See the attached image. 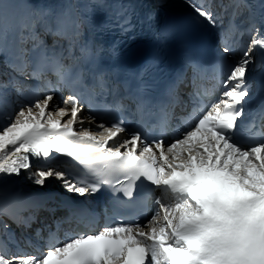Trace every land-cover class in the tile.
Listing matches in <instances>:
<instances>
[{
  "label": "snow or ice",
  "instance_id": "snow-or-ice-1",
  "mask_svg": "<svg viewBox=\"0 0 264 264\" xmlns=\"http://www.w3.org/2000/svg\"><path fill=\"white\" fill-rule=\"evenodd\" d=\"M187 2L197 18L217 26L219 17L211 3ZM221 7L232 9L233 20L248 13L244 47L239 58L225 62L211 94L202 91L194 77L188 100L191 110L178 118L169 136L175 87L168 91V102L159 106L154 126L158 135L145 133L139 122L135 129L129 128L114 115L108 116L110 122L97 123V117L105 120V115L95 110L91 100L118 95V85L103 73L86 81L82 71L74 72L78 58L71 54V42L67 49L61 44L69 39V22L37 11L14 28L7 6L0 3V56L4 58L0 63L12 72L7 81L0 80V178L26 171L27 178L40 187L55 178L65 191L80 197L107 186L113 195L122 193L129 199L141 182L149 186L153 205L144 225L105 224L95 234L63 242L50 231L47 251L39 247L25 251L0 220V264H264V140L249 145L236 140L250 97L248 72L255 63V50L264 51V18L257 26L247 0H231ZM234 28L230 21L228 30ZM49 35L51 43L45 39ZM222 51L231 52L226 40ZM148 70L146 66L140 75ZM49 73L55 83L47 79ZM17 75L41 83L26 92ZM62 87L71 88L72 94L62 99L63 106L51 107ZM20 97L26 102L19 104ZM129 99L135 104L132 115L142 121L143 100ZM84 103L89 104L86 116ZM105 108L106 114L127 110L119 99ZM257 120L264 136V109L244 130L254 133ZM53 153L72 158L88 175L72 176L58 160L49 164ZM33 157L48 166L33 168ZM2 216L24 227H30L33 219L19 217L6 204H0ZM36 235L39 239L41 232ZM10 243L16 250L8 255ZM25 244L34 247L31 240Z\"/></svg>",
  "mask_w": 264,
  "mask_h": 264
},
{
  "label": "bare ground",
  "instance_id": "bare-ground-1",
  "mask_svg": "<svg viewBox=\"0 0 264 264\" xmlns=\"http://www.w3.org/2000/svg\"><path fill=\"white\" fill-rule=\"evenodd\" d=\"M58 0H0V3L5 4L7 6L8 12V20L10 25L14 28L17 27L20 23L27 21L28 19L32 18L37 11H43L44 5H48V8L52 7L54 3ZM69 1L67 3L69 5ZM150 1V0H149ZM167 3L174 2V3H182L188 4L187 0H160V3ZM79 6L72 4L69 5V8L65 14L62 15V18L67 22H74V23H82L83 18L82 14L83 11L78 9ZM245 15V14H244ZM52 16V15H50ZM53 18V17H50ZM55 19V18H54ZM219 21V20H218ZM3 57L0 56V61H3ZM19 80V79H18ZM180 99L177 100V104L179 103ZM25 103L22 102L20 104ZM54 106H63L62 100L58 97H55L53 105ZM82 115L83 114L82 112ZM86 116V115H85ZM67 119V118H65ZM63 122V121H62ZM86 127H91L95 129V125H85ZM28 173L24 171L21 175L16 176L14 178V183L12 186H7L0 190V204H6L11 208V211H19L20 216L23 218L33 217L31 223L37 225V221L41 219L42 223H47L51 221L50 217H57V215L62 211V202L59 201L58 204H54L56 200V196L58 193L61 192V198L72 197L77 200H81L84 203H90L93 196L87 195L85 197H80L74 193H68L64 190L61 186V181L55 178H49L43 187L34 185L30 180L27 182H23V179L27 178ZM56 192V194H54ZM55 200H54V199ZM50 211V212H49ZM8 222L11 223L9 226L10 229L13 231L11 235L13 238L19 242L20 247L24 248L25 251L32 252L33 250L30 247L24 245L23 240H18L19 235H29V233L35 232V227H24L22 224H18L17 222H12L8 219ZM57 223H52L51 226L56 225ZM36 229L41 231L42 227L39 225L36 226ZM39 243L37 241H33L32 244L36 245ZM40 244V243H39ZM15 252L16 246L15 244L8 245V252H10V247ZM39 248L43 251V243L40 244Z\"/></svg>",
  "mask_w": 264,
  "mask_h": 264
},
{
  "label": "rangeland",
  "instance_id": "rangeland-1",
  "mask_svg": "<svg viewBox=\"0 0 264 264\" xmlns=\"http://www.w3.org/2000/svg\"><path fill=\"white\" fill-rule=\"evenodd\" d=\"M151 2H157V0H151ZM165 3H166V1H165ZM223 16L224 15L218 16L219 17V20H221L223 18ZM5 73H7V74H5ZM9 74H12L11 69L5 67L3 63H0V80H4L5 77H6V79L9 78ZM28 180H29L28 178L23 179V182H27ZM54 194H56V192H54ZM60 194H61V192L58 193L57 195H60ZM57 195H55V196H57ZM44 224L42 223L41 219L37 221V225H39L42 228H44ZM31 226H34V223H31ZM10 231L12 232L11 229H10ZM32 241H34V240H32ZM9 248L11 249V246ZM12 253H13V250L11 249L10 252H8L7 254L8 255H11Z\"/></svg>",
  "mask_w": 264,
  "mask_h": 264
}]
</instances>
